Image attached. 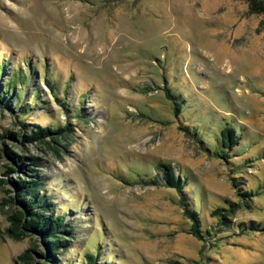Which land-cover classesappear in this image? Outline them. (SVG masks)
Wrapping results in <instances>:
<instances>
[{
  "label": "rangeland",
  "instance_id": "374dc122",
  "mask_svg": "<svg viewBox=\"0 0 264 264\" xmlns=\"http://www.w3.org/2000/svg\"><path fill=\"white\" fill-rule=\"evenodd\" d=\"M258 9L251 0H0V60L25 72L33 65L28 86L44 93L25 128L18 99L0 102V264L41 250L38 237L6 231L17 206L8 202L11 181L26 173H7L5 147L38 160L43 188L71 220L75 238L63 258L82 261L99 247L112 264L264 263ZM166 88L182 98L180 111ZM55 123L72 128L56 149L20 137ZM225 124L239 143L223 158ZM162 163L186 177L183 196L198 212L200 236L180 194L151 182ZM230 203L237 206L223 224L213 211Z\"/></svg>",
  "mask_w": 264,
  "mask_h": 264
},
{
  "label": "trees",
  "instance_id": "16d2710c",
  "mask_svg": "<svg viewBox=\"0 0 264 264\" xmlns=\"http://www.w3.org/2000/svg\"><path fill=\"white\" fill-rule=\"evenodd\" d=\"M251 1L252 5L254 3L259 5V11L264 12V0ZM8 65L9 62L6 60H0V102L9 99L19 100L13 104V109L22 118L19 121L25 128L30 123L26 121L24 116L32 108H37L38 97H43L44 93L40 92L41 89L38 85L28 86L31 79L30 75H35L33 65L28 66V72L23 71L20 67L9 69ZM44 81H46L47 86L53 93L55 89L53 83H49L46 78H44ZM25 88L28 90L26 91ZM166 94L173 101L175 112L180 111L183 107L182 98L172 94L168 88H166ZM71 131L72 128L68 123L62 125L55 123L44 126L37 124L34 129H31L27 134H21L20 137L22 141L40 142L55 148V146L60 145L61 141L68 139ZM0 137L3 138L4 136L1 135ZM11 137L15 138L14 134ZM217 139L219 140V152H223V158L227 157V153L224 151L231 150L239 143V136L236 130L229 124H225L218 130ZM223 149L226 150L223 151ZM3 151L12 160V164L7 167V173L14 172L15 169L22 174L26 173L24 174L26 176H17L16 180L11 181L14 187V194L10 196L8 202L11 205L16 203L17 206L7 217L6 231L15 239L38 237L37 239L41 243V250L28 249L18 256L21 264H47V262L51 264H70V262L72 264H112L111 260H101L99 247L95 248L94 252H85L82 261L74 262L72 259L63 258L65 251L71 248L72 239L75 238V228L71 225V220L66 218L65 212H60L61 204L51 201L47 190L43 188L44 179L33 168V166H38V160L33 157L30 159L21 158L14 154L10 148L5 147ZM161 169L163 170V175L159 177L156 174V178L152 179L151 182L155 183L158 179H161L167 187L175 189L180 194V201L185 215L192 221V233L200 236L198 212L189 207L185 196H183L186 177L182 176L181 178L178 176L170 164L162 163ZM240 195L250 199V191H243ZM233 206L236 207L237 205L230 203L226 208L219 206L213 213L219 216L223 224H226L229 215L234 211ZM35 257H39L45 262H37Z\"/></svg>",
  "mask_w": 264,
  "mask_h": 264
}]
</instances>
